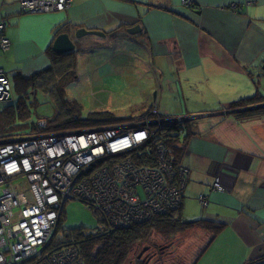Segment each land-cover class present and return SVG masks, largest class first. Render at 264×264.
<instances>
[{
    "label": "crops",
    "instance_id": "1",
    "mask_svg": "<svg viewBox=\"0 0 264 264\" xmlns=\"http://www.w3.org/2000/svg\"><path fill=\"white\" fill-rule=\"evenodd\" d=\"M186 1L73 0L64 12L31 14L17 0H0L10 43L0 69L13 99L15 77L36 79L58 66L56 58L74 57L77 86L141 92L162 117L199 116L180 143L190 172L180 213L224 227L195 264H264V117L219 115L240 99L264 97V0ZM79 29L104 35L76 39ZM62 33L76 49L56 54ZM216 178L222 192L212 191Z\"/></svg>",
    "mask_w": 264,
    "mask_h": 264
},
{
    "label": "built area",
    "instance_id": "2",
    "mask_svg": "<svg viewBox=\"0 0 264 264\" xmlns=\"http://www.w3.org/2000/svg\"><path fill=\"white\" fill-rule=\"evenodd\" d=\"M72 1L17 3L24 13L44 14L64 12ZM6 26L0 16V52L10 47ZM11 97L12 84L0 69V104ZM185 117L163 118L150 107L131 122L69 132L48 131V122L39 119L34 131L2 138L0 264H84L73 245L49 248L69 201L83 203L110 231L176 211L190 172L157 136L162 126ZM211 188L223 191L217 178ZM198 201L205 207L208 197Z\"/></svg>",
    "mask_w": 264,
    "mask_h": 264
},
{
    "label": "trees",
    "instance_id": "3",
    "mask_svg": "<svg viewBox=\"0 0 264 264\" xmlns=\"http://www.w3.org/2000/svg\"><path fill=\"white\" fill-rule=\"evenodd\" d=\"M55 56L51 52L50 57L54 59ZM61 58H64L65 61ZM61 58H56L58 61L57 67H51L45 72L38 74L36 79H25L21 76L15 77V98L0 104V138L11 139L16 135L34 131L31 126L40 118L34 120V122H28L32 119V109L36 103L35 99L31 97L32 93H29V89H34V81L37 79L39 81L36 87L41 88L44 86L49 89V86H51L50 90L55 92L54 98L58 112L49 120H46L49 126V128H46L48 131L92 130L126 120L114 119L107 112H92L85 118H81L79 116L80 107L76 100H69L64 96L65 88L75 80L74 63L68 61H74V57L63 56ZM261 104H264V97L258 94L253 97L240 99L229 105L226 110L233 112L230 115L238 121L262 118L264 117V107L240 111ZM150 107L156 108L152 105ZM149 108L143 105L135 106L132 112H140L141 114L131 115L129 118L143 117L148 114ZM190 122L165 124L162 126L164 129L160 130L157 136V139L171 150L175 161L179 163L183 157L184 147L177 144L181 143L184 133H186V139L190 137L191 128H188ZM223 227L224 225L221 223L203 219L186 220L180 213L179 207L172 213L156 216L147 222L135 223L126 228L113 229L112 231L101 226L100 229L93 231L78 230L73 233H66L61 238V236L58 237L56 235L58 232L57 228L49 248L56 250L60 249V247L73 245L77 248L84 264H171L176 248L179 247L173 237L195 229L203 231L207 236L204 245L198 250L193 259L189 261V264H195ZM158 238H160L159 241ZM178 263L182 264L183 262L180 260ZM172 264L176 263L173 262Z\"/></svg>",
    "mask_w": 264,
    "mask_h": 264
},
{
    "label": "rangeland",
    "instance_id": "4",
    "mask_svg": "<svg viewBox=\"0 0 264 264\" xmlns=\"http://www.w3.org/2000/svg\"><path fill=\"white\" fill-rule=\"evenodd\" d=\"M81 79L82 77L78 78V80ZM98 82L105 85L103 83H107L108 79L101 78L100 80L98 79ZM50 88L51 86H49V89L42 86L41 88L36 87L33 89L31 97L35 99L36 103L32 109V119L28 121L29 123L38 118L49 120L58 112L54 98L55 92L50 90ZM100 89V87L95 85L86 84L85 86L81 84L77 86L74 82L65 88L64 96L66 99L76 100L80 107L79 116L81 118H85L92 112H107L114 119H126L129 120L128 122H131V118H129L131 115L141 114L140 112H132L135 106H145L149 103L147 102L148 97L141 92L129 93L126 90H119L110 94ZM100 227L101 225L98 224L87 207L83 203L73 200L65 204L56 235L63 237V234L66 233H73L78 230L93 231L100 229ZM159 240L160 238H158ZM173 240L178 243L179 247L176 248L172 263L181 264L178 263L181 260L182 264H189V261L193 259L206 242L207 236L194 229L175 235Z\"/></svg>",
    "mask_w": 264,
    "mask_h": 264
},
{
    "label": "water",
    "instance_id": "5",
    "mask_svg": "<svg viewBox=\"0 0 264 264\" xmlns=\"http://www.w3.org/2000/svg\"><path fill=\"white\" fill-rule=\"evenodd\" d=\"M137 31H139V29H137L136 27L129 30V32L131 34H135ZM82 35H84V36L85 35L86 36H92V35L103 36L104 34L101 32L79 29L75 32L74 37L76 39H79L82 37ZM52 49H53L54 53H56V54H64V53H68V52L70 53V52L74 51V49H76V46H75L74 42L71 40L70 35L68 33H62V34H59L55 38L53 45H52ZM263 70H264V68H263ZM263 107H264V104H261V105L252 106V107L240 110V111L260 109ZM231 113H233V112L226 111L224 113H219V115H221V114L229 115ZM203 117H205V115ZM197 118H199V116H186L185 118L182 119V122L193 121Z\"/></svg>",
    "mask_w": 264,
    "mask_h": 264
},
{
    "label": "bare ground",
    "instance_id": "6",
    "mask_svg": "<svg viewBox=\"0 0 264 264\" xmlns=\"http://www.w3.org/2000/svg\"><path fill=\"white\" fill-rule=\"evenodd\" d=\"M55 13H59V12H55Z\"/></svg>",
    "mask_w": 264,
    "mask_h": 264
}]
</instances>
